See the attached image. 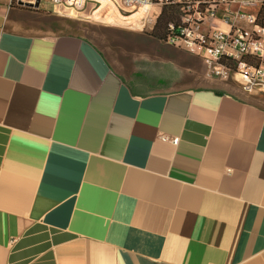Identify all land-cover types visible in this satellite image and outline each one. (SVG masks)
<instances>
[{"label": "crops", "instance_id": "crops-1", "mask_svg": "<svg viewBox=\"0 0 264 264\" xmlns=\"http://www.w3.org/2000/svg\"><path fill=\"white\" fill-rule=\"evenodd\" d=\"M11 4L0 0V264H264V93L168 90L194 56L135 34L156 46L158 88L140 91L60 29L79 19Z\"/></svg>", "mask_w": 264, "mask_h": 264}, {"label": "built area", "instance_id": "built-area-1", "mask_svg": "<svg viewBox=\"0 0 264 264\" xmlns=\"http://www.w3.org/2000/svg\"><path fill=\"white\" fill-rule=\"evenodd\" d=\"M39 8L49 5L60 17L79 19L89 8L103 5L118 14L148 19L151 30L164 9L176 8L179 18L167 26L163 43L204 63L213 78L232 79L250 95L264 93V26L258 14L264 0H12ZM100 8H99V7ZM127 19V18H126ZM147 23V24H148ZM144 29L146 24L141 25ZM3 30L0 28V40Z\"/></svg>", "mask_w": 264, "mask_h": 264}, {"label": "rangeland", "instance_id": "rangeland-1", "mask_svg": "<svg viewBox=\"0 0 264 264\" xmlns=\"http://www.w3.org/2000/svg\"><path fill=\"white\" fill-rule=\"evenodd\" d=\"M99 7V6H98ZM100 8V7H99ZM89 7L77 21L66 20L61 22L60 29L62 31L85 36L94 41L100 49L105 53V56L112 65L140 91L157 90L148 78L149 73V51L153 52L156 48L155 44L142 42L139 45V40H157L152 37L151 24L148 19L152 18L148 15L138 16V12L133 15L118 14L117 11L109 7H101L100 11ZM127 18V19H126ZM72 23L80 24L82 30L70 27ZM148 23V24H147ZM142 24H146L143 29ZM56 25V24H55ZM135 34H140L138 39ZM159 41V40H157ZM164 57V56H163ZM167 58V57H166ZM184 60V59H183ZM184 66L188 72L187 76L177 82L169 83L165 88L168 90L181 89L189 86L198 88L217 87L218 85L227 90L234 91L242 96H254L246 93L244 88L232 80L212 81L206 77V69L200 60L187 55ZM258 96L261 94H257Z\"/></svg>", "mask_w": 264, "mask_h": 264}, {"label": "trees", "instance_id": "trees-1", "mask_svg": "<svg viewBox=\"0 0 264 264\" xmlns=\"http://www.w3.org/2000/svg\"><path fill=\"white\" fill-rule=\"evenodd\" d=\"M11 6L15 7V4L12 2ZM178 18L179 12L176 8L164 9L150 35L162 41L166 35L168 24L177 21ZM258 22L264 26V6L259 11Z\"/></svg>", "mask_w": 264, "mask_h": 264}, {"label": "water", "instance_id": "water-1", "mask_svg": "<svg viewBox=\"0 0 264 264\" xmlns=\"http://www.w3.org/2000/svg\"><path fill=\"white\" fill-rule=\"evenodd\" d=\"M20 7L21 8H25V9H28V10H35V11H37V10H39L40 8H39V3L35 6V7H33V6H29V5H23V4H20Z\"/></svg>", "mask_w": 264, "mask_h": 264}]
</instances>
